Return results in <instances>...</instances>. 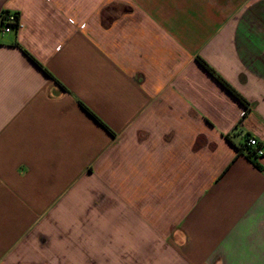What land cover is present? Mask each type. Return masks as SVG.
<instances>
[{"label": "crops", "instance_id": "0c3cea01", "mask_svg": "<svg viewBox=\"0 0 264 264\" xmlns=\"http://www.w3.org/2000/svg\"><path fill=\"white\" fill-rule=\"evenodd\" d=\"M248 136L264 0H0V264H264Z\"/></svg>", "mask_w": 264, "mask_h": 264}, {"label": "trees", "instance_id": "16d2710c", "mask_svg": "<svg viewBox=\"0 0 264 264\" xmlns=\"http://www.w3.org/2000/svg\"><path fill=\"white\" fill-rule=\"evenodd\" d=\"M11 14L14 15L16 21L12 24H9V25H11L15 29V31H18L20 29V15L18 13L5 12L4 16H3L2 23L4 25L7 24L6 21L9 19V16ZM25 53L33 60V62L36 65L43 68L42 65L34 57H32L30 54H28L27 51H25ZM198 60H199L200 64L206 69V71H208L212 76H214L224 86V88H226L236 99H238L242 104H247L244 97L237 90H235L230 84H228L220 75H218L216 73V71L214 69H212L204 60H202L201 58H198ZM44 70L48 73V71L46 69H44ZM79 104L85 110H87L101 125H103L107 130H109L112 133V131L108 128V126H106L92 111H90V109H88V107H86V105H84L82 102H79ZM250 137H252V136H248L247 142L244 145H242V147H238V150L241 154H244L252 163H254V165L256 167H258L259 169H263L262 165L259 162L260 159H262L263 157H261L257 154V148L256 147H253L249 144L248 141H249ZM226 138L229 141H232L230 134H228L226 136Z\"/></svg>", "mask_w": 264, "mask_h": 264}, {"label": "built area", "instance_id": "2783aa9c", "mask_svg": "<svg viewBox=\"0 0 264 264\" xmlns=\"http://www.w3.org/2000/svg\"><path fill=\"white\" fill-rule=\"evenodd\" d=\"M16 21L14 15H10L9 16V19L6 21V23L8 24H5V31L6 32H11V31H14L15 29L9 25V24H12ZM249 144L253 147H256L257 148V154L261 157H264V147L260 146V142L257 138L255 137H250L249 138Z\"/></svg>", "mask_w": 264, "mask_h": 264}]
</instances>
